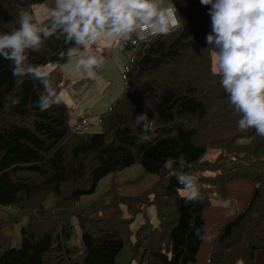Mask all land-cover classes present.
Instances as JSON below:
<instances>
[{
    "label": "trees",
    "instance_id": "trees-1",
    "mask_svg": "<svg viewBox=\"0 0 264 264\" xmlns=\"http://www.w3.org/2000/svg\"><path fill=\"white\" fill-rule=\"evenodd\" d=\"M38 1L0 0V34L19 27L20 12L34 16ZM210 7L187 0L177 6V28L136 47L123 70L124 91L99 115L97 131L75 129L65 101L40 111L34 106L44 91L40 82H18L11 63L0 57V264H118L131 231V255L138 262L189 264L204 237L210 195H223L235 178H248L253 187L243 209L219 226L208 263L250 264L264 248V138L239 130L240 115L212 70ZM71 46L53 37L41 53H28L29 62L66 60ZM144 113L155 138L138 144L142 129L135 119ZM173 130L177 138L170 137ZM181 155L184 171L197 177L203 194L198 202H186L175 177L178 165L167 166ZM133 163L142 166V176H156L144 190L120 193L112 181L104 193L77 203L102 177ZM151 202L157 221L144 213L131 228L135 213ZM20 216L26 219L13 240L6 228Z\"/></svg>",
    "mask_w": 264,
    "mask_h": 264
},
{
    "label": "clouds",
    "instance_id": "clouds-1",
    "mask_svg": "<svg viewBox=\"0 0 264 264\" xmlns=\"http://www.w3.org/2000/svg\"><path fill=\"white\" fill-rule=\"evenodd\" d=\"M210 5L211 33L206 43L213 57V72L221 77L220 85L229 102L240 115V131L250 129L264 138V0H200ZM19 27L0 34V57L11 63V71L18 82L26 77L38 80L43 94L34 105L47 111L63 103L50 79L51 71L45 66L29 62V52L41 53L45 42L55 37L66 44L69 59L75 58V70H83L89 78H97L98 70L106 63L103 54L114 45L126 44L133 39L168 35L180 24L177 9L164 0H54L47 23L38 24L28 11L18 18ZM18 103V100L15 101ZM135 123L142 129L137 143L155 138L152 122L146 113L136 115ZM170 137L177 138L173 130ZM175 177L182 188L186 202L203 199L197 177L184 171L181 155Z\"/></svg>",
    "mask_w": 264,
    "mask_h": 264
},
{
    "label": "rangeland",
    "instance_id": "rangeland-1",
    "mask_svg": "<svg viewBox=\"0 0 264 264\" xmlns=\"http://www.w3.org/2000/svg\"><path fill=\"white\" fill-rule=\"evenodd\" d=\"M187 0H164L165 5L183 6ZM54 6V3H48V0L38 1L32 4V10L35 18L38 21L49 20V9ZM211 17L209 15V33H211ZM137 48L128 49L126 46L119 44L114 45L111 49L104 51L106 63L104 67L98 70V77L93 79L89 78L83 70L76 71V59L67 58L63 61L48 62L42 66L48 69L54 68L58 65L60 70L65 72L67 78L65 81L59 80L60 86L58 93L63 94V101L66 102L70 109L69 122L73 125L77 120V115L84 112L88 118V125L86 131H97L101 129L99 115L106 111L111 102L121 95L124 91V67L132 61L135 56ZM211 59L213 60L212 53ZM51 71V80L53 83L56 80L53 70ZM215 153L210 152L207 154L208 158H212ZM142 174V166L139 163H133L126 166L116 173H108L102 177L92 192L82 194L77 203H86L93 197L104 193L110 186L111 182L115 181L118 191L124 194H134L144 190L154 179L155 174L147 173ZM182 192V190H181ZM52 201L51 197L45 199L46 205ZM124 214L128 212L124 208ZM149 218L150 221L155 223L157 221V212L155 202L146 205L145 210H140L135 213L130 227H134L143 219V214ZM26 219V216H20L18 219H13L12 227L6 228L7 231L12 233L13 240L17 237V230ZM76 232L79 235L80 229L75 225ZM134 241V234L131 231L125 236V244L119 254L117 255L118 264H130V261L136 260L131 255V244ZM133 263V262H132Z\"/></svg>",
    "mask_w": 264,
    "mask_h": 264
},
{
    "label": "crops",
    "instance_id": "crops-1",
    "mask_svg": "<svg viewBox=\"0 0 264 264\" xmlns=\"http://www.w3.org/2000/svg\"><path fill=\"white\" fill-rule=\"evenodd\" d=\"M48 3H54V0H48ZM213 66L214 63L212 60V67ZM55 67L58 70L54 68H50V70H53L56 76L54 84L59 85L58 81H65L67 75L65 72L62 73L58 65ZM252 187L253 182L248 178H235L227 182V189L223 195L219 192H213L210 195L211 203L204 210V237L197 252L196 260L189 264H209L208 256L219 226L243 209L250 196ZM130 264L142 263L137 260H132ZM237 264H243V262L238 260ZM250 264H264V248H260L255 252V256Z\"/></svg>",
    "mask_w": 264,
    "mask_h": 264
},
{
    "label": "built area",
    "instance_id": "built-area-1",
    "mask_svg": "<svg viewBox=\"0 0 264 264\" xmlns=\"http://www.w3.org/2000/svg\"><path fill=\"white\" fill-rule=\"evenodd\" d=\"M173 4H170V5H167V6H172ZM177 9V6L174 5ZM178 17V16H177ZM150 37H153V36H148L146 37L145 39H138L136 37H133V39H135L137 42L136 43H132L131 41H129L128 43L126 44H122L124 46H129L131 49L133 48H136V47H139L143 44L144 41H146L148 38ZM89 121H88V118H87V115L86 113L84 112H80L78 115H77V120L76 122L73 124V127L77 130H82V129H85L88 125ZM215 193V192H214Z\"/></svg>",
    "mask_w": 264,
    "mask_h": 264
},
{
    "label": "water",
    "instance_id": "water-1",
    "mask_svg": "<svg viewBox=\"0 0 264 264\" xmlns=\"http://www.w3.org/2000/svg\"><path fill=\"white\" fill-rule=\"evenodd\" d=\"M128 49H131L129 46H126Z\"/></svg>",
    "mask_w": 264,
    "mask_h": 264
}]
</instances>
